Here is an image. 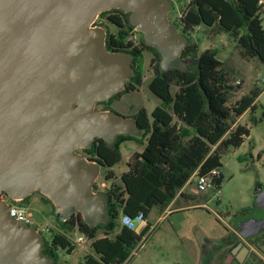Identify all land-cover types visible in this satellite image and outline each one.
I'll return each instance as SVG.
<instances>
[{
	"label": "water",
	"instance_id": "water-1",
	"mask_svg": "<svg viewBox=\"0 0 264 264\" xmlns=\"http://www.w3.org/2000/svg\"><path fill=\"white\" fill-rule=\"evenodd\" d=\"M173 0H0V264H55L43 239L8 211L5 193L47 197L59 219L79 212L95 225L109 218L106 194L94 190L102 164L82 149L94 138L112 144L140 135L136 120L97 103L121 91L132 74L126 50L106 48L99 14L118 9L159 53L162 69H189L188 36L168 18ZM255 209L235 225L249 238L264 231V188Z\"/></svg>",
	"mask_w": 264,
	"mask_h": 264
},
{
	"label": "trees",
	"instance_id": "trees-1",
	"mask_svg": "<svg viewBox=\"0 0 264 264\" xmlns=\"http://www.w3.org/2000/svg\"><path fill=\"white\" fill-rule=\"evenodd\" d=\"M262 11L264 5L258 4V0H188L181 9L178 25V30L188 36L181 57L191 67L185 70L162 69L159 53L144 44L142 37L132 46L124 29L131 27L126 13L118 9L100 13L116 28L109 31L105 26L106 48L128 51L133 69L124 88L98 104H104L102 109L112 110L109 104L120 93L133 91L141 85L138 60L146 52L151 54L153 70L147 87L160 104L151 111L141 106L129 115L136 120L140 135L119 134L112 144L100 137L94 138L90 147L82 151L104 168V178L108 181L103 191L109 215L106 222L89 225L77 211L61 220L54 213L52 202L41 195L53 206L52 214L61 229L66 233L77 231L90 241L91 253L84 256L83 264H123L137 243L148 236L150 223L147 221L139 231L118 226L119 214L131 218L141 215L146 220L153 207L164 210L192 175H201L213 168L220 172L221 154L230 146H240L244 137L249 135V128L235 123L233 117L256 108L258 89L254 88L228 104V91L239 88L241 81L231 85L216 49L200 50L190 33L198 26H204L215 35L227 33L243 58L257 57L264 63ZM96 24L103 25V22L97 19ZM141 137H145V141H137ZM129 140L141 143L142 148L130 153L125 169L120 172L118 180H113L116 176L112 167L122 158L121 144ZM221 181L220 172L216 182L221 184ZM29 197L23 201L27 203ZM74 248L64 233L54 231L49 240L43 241L42 253L54 257L55 264H68L58 260V252L70 253Z\"/></svg>",
	"mask_w": 264,
	"mask_h": 264
},
{
	"label": "rangeland",
	"instance_id": "rangeland-1",
	"mask_svg": "<svg viewBox=\"0 0 264 264\" xmlns=\"http://www.w3.org/2000/svg\"><path fill=\"white\" fill-rule=\"evenodd\" d=\"M187 1L173 0L172 8L168 12V18L178 25L181 9ZM101 16V20H104L105 16ZM260 17L264 28V11ZM104 23L101 26L105 28L108 23ZM108 28L111 31L116 30L111 24ZM141 37L142 33L139 31L137 39ZM191 37L197 41L200 50L208 47L216 49L218 58L229 74L231 85L235 86L236 79L241 81L239 88L228 91V104L234 103L242 94L249 93L254 88L258 89L256 108L233 117L235 123L245 124L249 128V135L244 137L240 146H230L221 154L220 169L223 177L218 197L209 192L199 193L195 187V176L192 175L185 186L189 197L170 206L174 208L183 204L188 207L171 210L166 214L158 207H153L148 215V222L152 224L148 236L137 243L123 264H213L217 260L222 263L224 261L223 264H243L246 258L245 264H264V231L255 236L256 239L259 238L253 242L256 246L255 252L249 250L250 245L241 240L237 243L238 248L233 251L235 258L227 255V258L222 259L227 253L221 252L217 256L218 251L214 250L221 238L227 236L238 221L246 218L255 209L256 187L260 185L264 188V63L257 57L243 58L235 41L227 33L215 35L204 26H198L191 32ZM150 59L151 54L146 52L138 60L142 75L141 85L133 91L120 93L109 104L110 108L129 116L141 106L151 111L160 104V100L147 87L153 75ZM103 107L104 104L97 103V108ZM137 141H145V137ZM141 148V143L132 140L121 144L122 158L112 167L116 176L113 180H118L133 149ZM104 173V168H101L99 180L104 179ZM41 195L34 191L27 203L37 216L42 213L57 224L52 214L53 206ZM76 234L72 232L70 235L75 237ZM240 238L252 241V238ZM81 244L82 248L80 245L75 246L70 253L60 250L58 260L68 264H83V258L91 253V248L89 240Z\"/></svg>",
	"mask_w": 264,
	"mask_h": 264
},
{
	"label": "built area",
	"instance_id": "built-area-1",
	"mask_svg": "<svg viewBox=\"0 0 264 264\" xmlns=\"http://www.w3.org/2000/svg\"><path fill=\"white\" fill-rule=\"evenodd\" d=\"M258 4L264 5V0H258ZM104 22L106 24L108 23L106 18L103 20V23ZM105 23L104 25H106ZM95 24H96V21H95ZM108 25L110 24L108 23L107 27ZM124 29L127 31V35H126L127 40H131L132 46L135 45L140 40V39H137L138 32H139L138 27L131 25V27L129 28L125 27ZM234 82L235 84H239L240 80L236 79ZM219 175H220V172L217 168H213L209 172H206L201 175H198L197 173H195L194 176H195L196 190L199 193L209 192V193H212L213 196L218 197V195L220 194V183H217L216 179L219 177ZM98 177L94 181V190L104 191V189L108 186V182L105 180V178L99 180ZM1 197L5 199L8 203L9 214L19 224L32 226L41 235L43 241L45 239L49 240L50 236L52 235L54 231L64 233L74 246L80 245L79 247L82 248L83 246L81 243L82 242L85 243L87 241L86 237L77 231H75V233H77L75 237H72L70 235L71 233H66L63 229H61L57 224H54V222H52L49 218H47L42 213H40V216H37L34 213V210L32 209L29 203H24L20 200L11 199L5 193H2ZM118 221L120 225H124L133 230H136L139 225L141 226L146 225V220L141 215H137L135 218H131L124 213H120L118 216Z\"/></svg>",
	"mask_w": 264,
	"mask_h": 264
},
{
	"label": "crops",
	"instance_id": "crops-1",
	"mask_svg": "<svg viewBox=\"0 0 264 264\" xmlns=\"http://www.w3.org/2000/svg\"><path fill=\"white\" fill-rule=\"evenodd\" d=\"M242 82H243V80H242ZM240 97V96H239ZM245 113V112H244ZM133 150H136V149H133ZM127 160V159H126ZM220 172H221V175H222V177H223V174H222V171H221V169H220ZM189 182V180L186 182V183H188ZM186 183L182 186V188L179 190V192L176 194V196L170 201V203L168 204V206L164 209V210H162V212L164 213V214H166L167 212H169V211H171V210H179V209H184V208H186V207H188V205H183V204H181V205H179V206H176V207H174V208H171L170 206L172 205V204H174V203H176L178 200H183V199H185V198H188V193L185 191V186H186ZM148 221V217H147V219H146V222ZM152 226V224L150 225V227ZM144 226H141V225H139L138 227H137V229H136V231H139V230H141L142 228H143ZM235 229L234 228H232L230 231V233L227 235V236H225V237H222L221 238V240H220V243L218 244V245H215V247H214V250H216V251H218V254H217V256L218 255H220V253L222 252H226L227 254H225L224 256H222L223 258L222 259H225V258H227V255L230 257V258H235V256H234V252L233 251H235L237 248H238V245H234L236 242H239V240H241V242H243V243H246L247 245H250V248L251 249H249V250H253V252H255V249H256V246H254V244H253V242H254V240L252 239V241L251 242H248V241H246V240H243V239H241L240 237H239V235L234 231ZM233 236H234V238H233ZM221 253V254H222ZM246 260H247V258L245 259V261H244V263L243 264H245L246 263ZM218 261V260H217ZM213 262V264H223L224 263V261H223V263L220 261V262ZM212 264V263H211Z\"/></svg>",
	"mask_w": 264,
	"mask_h": 264
},
{
	"label": "flooded vegetation",
	"instance_id": "flooded-vegetation-1",
	"mask_svg": "<svg viewBox=\"0 0 264 264\" xmlns=\"http://www.w3.org/2000/svg\"><path fill=\"white\" fill-rule=\"evenodd\" d=\"M98 20H100L101 22H103V20H101L102 19V16L99 14V16H98V18H97ZM106 38H107V36H106ZM108 100V99H107ZM104 101H106V100H104ZM113 110V109H112ZM82 151H83V149H82ZM252 212V211H251ZM251 214V213H250ZM249 214V215H250ZM248 215V216H249ZM248 216L246 217V218H248ZM246 218H244V219H246ZM244 219H242V220H244ZM256 236V235H255ZM255 236H252V237H249V238H255Z\"/></svg>",
	"mask_w": 264,
	"mask_h": 264
}]
</instances>
